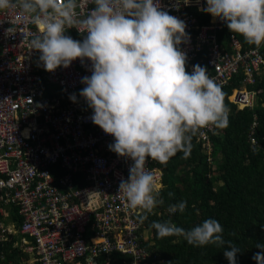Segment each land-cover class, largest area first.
Here are the masks:
<instances>
[{
  "label": "built area",
  "instance_id": "2783aa9c",
  "mask_svg": "<svg viewBox=\"0 0 264 264\" xmlns=\"http://www.w3.org/2000/svg\"><path fill=\"white\" fill-rule=\"evenodd\" d=\"M77 3L78 19L94 7L90 0ZM159 3L186 25L185 42L178 45L186 71L204 67L221 88L230 83L226 99L235 110L252 108L259 90L247 86L264 76V42L242 48L230 34L221 46L216 31L223 21L201 10L206 0ZM199 12L206 22H198ZM38 31L19 6L0 10V264H12L3 248L18 254V264H164L145 246L150 232L135 217L142 211L130 209L118 191L133 161L109 150L114 137L91 121L93 110L79 95L91 61L77 58L67 68L46 71L40 53L29 49ZM65 35L82 40L86 34L72 27ZM255 124L252 116L250 146L256 144ZM210 134H217L212 126L194 139L212 163ZM145 169L161 189L158 161L147 159ZM148 214L160 211L156 206Z\"/></svg>",
  "mask_w": 264,
  "mask_h": 264
},
{
  "label": "clouds",
  "instance_id": "9594fccd",
  "mask_svg": "<svg viewBox=\"0 0 264 264\" xmlns=\"http://www.w3.org/2000/svg\"><path fill=\"white\" fill-rule=\"evenodd\" d=\"M90 2L94 7L81 19L77 0H0V10L19 6L38 26L29 49L40 53L46 71L67 68L77 58L91 61V75L81 78L85 87L79 95L93 110L91 121L114 137L109 150L133 161L118 191L130 209L151 213L164 199L145 169L147 159L166 164L178 152L188 158L192 137L209 126L226 127L229 109L221 87L204 67L186 71V54L178 48L185 42L186 25L161 10L159 0ZM206 5L202 11L226 22L248 44L264 42V0H206ZM72 27L86 34L82 40L65 35ZM69 99L75 102L76 94ZM186 206V201L169 204L168 211L183 213ZM151 227L158 238L183 237L196 247L227 245L223 254L229 264H236L240 249L223 238L216 219H205L190 230L171 221H153ZM256 246L264 249V244ZM252 259L264 264V251Z\"/></svg>",
  "mask_w": 264,
  "mask_h": 264
},
{
  "label": "trees",
  "instance_id": "16d2710c",
  "mask_svg": "<svg viewBox=\"0 0 264 264\" xmlns=\"http://www.w3.org/2000/svg\"><path fill=\"white\" fill-rule=\"evenodd\" d=\"M198 16L199 23L206 22L204 12H199ZM230 34L238 38L242 48L256 46L229 31L224 21L216 31L218 43L227 46ZM259 51L264 58L263 45ZM229 84L221 88L224 104L229 109L228 125L214 127L217 134L209 136L212 163L206 160L193 136L188 158L178 152L166 164L158 162L163 183L160 194L164 199L163 205H157L160 215L141 213L135 216L150 232V244H145L146 248L163 258L164 264H229L223 254L227 245L220 248L213 244L196 247L188 244L183 237L158 238L156 230L151 227L153 221H171L190 230L205 219H216L224 229L223 238L240 249L236 254V264H256L253 254L264 251L256 246L264 244V76L256 79L252 86H247L259 90L255 105L250 109L235 110L234 105L227 101ZM252 116L256 123L254 146H250L246 134ZM168 193L174 195L169 197ZM180 201L187 202L184 212L169 213V204ZM143 215L147 218L142 219ZM3 252L5 260L18 264L16 252L7 254L5 248Z\"/></svg>",
  "mask_w": 264,
  "mask_h": 264
},
{
  "label": "rangeland",
  "instance_id": "374dc122",
  "mask_svg": "<svg viewBox=\"0 0 264 264\" xmlns=\"http://www.w3.org/2000/svg\"><path fill=\"white\" fill-rule=\"evenodd\" d=\"M255 102H256V100H255Z\"/></svg>",
  "mask_w": 264,
  "mask_h": 264
}]
</instances>
